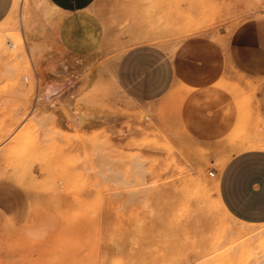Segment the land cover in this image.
<instances>
[{"label":"rangeland","instance_id":"374dc122","mask_svg":"<svg viewBox=\"0 0 264 264\" xmlns=\"http://www.w3.org/2000/svg\"><path fill=\"white\" fill-rule=\"evenodd\" d=\"M47 6L7 0L0 18V198L10 186L29 208L23 224L0 214V263L264 264V222L235 218L214 185L232 154L212 163L171 138L160 108L116 81L121 54L147 44L126 37L153 35L172 93L199 94L217 148L264 150V0Z\"/></svg>","mask_w":264,"mask_h":264},{"label":"crops","instance_id":"0c3cea01","mask_svg":"<svg viewBox=\"0 0 264 264\" xmlns=\"http://www.w3.org/2000/svg\"><path fill=\"white\" fill-rule=\"evenodd\" d=\"M95 1L48 0L64 13L86 10ZM6 12L7 0H0V18ZM257 36L264 47V33ZM116 81L130 100L148 104L157 116L160 108L161 130L171 138L208 149L212 163L216 156L223 158L232 154L220 172L222 201L235 218L249 223L264 222V150L248 149L233 153L231 145L217 148L214 130L208 120L210 112L202 109L199 94L191 93L186 101L180 102L181 99L172 93L176 71L172 58L164 48L147 43L125 51L117 63ZM175 101H178L176 105ZM8 187V193L0 198V214L12 224H23L29 213L25 198L20 191L14 193Z\"/></svg>","mask_w":264,"mask_h":264},{"label":"bare ground","instance_id":"6f19581e","mask_svg":"<svg viewBox=\"0 0 264 264\" xmlns=\"http://www.w3.org/2000/svg\"><path fill=\"white\" fill-rule=\"evenodd\" d=\"M47 4H48V6L47 7H49V5L51 6V8L52 9H54V10H56L57 12H59V10L55 7V6H53L52 4H50L49 2H48V0H44ZM47 10V9H46ZM60 13V12H59ZM49 14V13H48ZM51 14V13H50ZM45 15H47V14H45ZM134 33L133 34H130L129 36H127L126 38L129 40V41H131L133 44L134 43H148V44H161V45H164V46H166V43L164 42V41H162V40H160V39H158L157 37H155V36H153V35H150V34H141V33H139V32H135V31H133ZM20 42H17V40H15L14 42H12V45L14 46V45H18ZM19 47V46H18ZM123 52V51H122ZM124 54V53H123ZM122 55V54H121ZM18 79V81H19V78H17ZM16 79V80H17ZM15 80V81H16ZM15 84H17V82L15 83ZM32 87H33V83L32 84H30V89H32ZM19 90V89H18ZM19 119V118H18ZM81 121V120H80ZM12 127V126H11ZM17 131V130H16ZM22 140V139H21ZM14 160H12V162H13ZM18 162H16V164H17ZM18 166L20 165V164H17ZM16 166V165H15ZM6 176H7V173L6 172H4L3 170L2 171H0V177L1 178H6ZM31 177V176H30ZM31 179V178H30ZM21 180H23V176H21ZM23 182V181H22ZM200 185H202L201 183H200ZM214 185L215 186H220V183H215L214 182ZM90 209V208H89ZM89 212V211H88ZM141 223V222H140ZM139 227V226H138ZM101 231V230H100ZM142 232V231H141ZM135 239V238H134ZM134 241V240H133ZM104 243V242H103ZM3 245V244H2ZM5 246H6V244H5ZM2 247V246H1ZM6 247H8V246H6ZM132 247V246H131ZM3 248V247H2ZM2 248H1V250H2ZM7 250V249H6ZM9 250H10V248L8 249V252H9ZM98 250V249H97ZM7 252V253H8ZM10 253V252H9ZM2 253H0V255H1ZM6 255V254H5ZM1 257V256H0ZM4 257V256H3ZM2 257V258H3ZM81 258V257H80ZM79 258V259H80ZM74 260V259H73ZM3 263H5V262H3ZM1 264V263H0Z\"/></svg>","mask_w":264,"mask_h":264},{"label":"built area","instance_id":"2783aa9c","mask_svg":"<svg viewBox=\"0 0 264 264\" xmlns=\"http://www.w3.org/2000/svg\"><path fill=\"white\" fill-rule=\"evenodd\" d=\"M210 175H212V176H213V173H210Z\"/></svg>","mask_w":264,"mask_h":264}]
</instances>
